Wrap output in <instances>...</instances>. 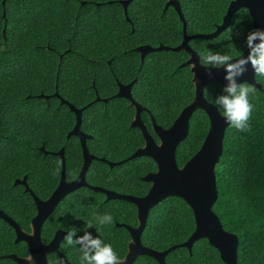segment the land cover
<instances>
[{
  "label": "trees",
  "instance_id": "obj_1",
  "mask_svg": "<svg viewBox=\"0 0 264 264\" xmlns=\"http://www.w3.org/2000/svg\"><path fill=\"white\" fill-rule=\"evenodd\" d=\"M120 1L0 0V209L27 232L36 208L31 195L24 186L15 185V180L26 176L29 189L45 199L60 179L61 159L55 152L64 149L69 181L78 176L83 165L79 139L67 136L76 116L53 96L55 92L75 108H84L80 128L91 136L86 141L87 150L110 162L124 160L143 145L140 130L130 126L134 108L128 100L115 97L118 82L127 84L136 79L131 94L149 111H142L141 119L155 139L149 115L167 128L193 99L192 74L189 67L182 66L188 59L185 51L151 52L141 61L135 50L144 44L174 47L181 42L182 23L175 9L165 8L166 0H132L126 10L127 21ZM177 1L186 33L192 36L214 31L231 0ZM230 24L240 30L232 41L237 49L242 48L244 32L253 27L247 10L235 12ZM228 29L215 38L189 40L202 63L208 49L225 53L233 50ZM255 80L264 88V76L255 74ZM247 85L252 89L250 126L246 131L228 126L225 131L215 167L218 196L212 210L222 228L237 236V263L264 264V91ZM219 90V83H209L204 97L209 101L207 97ZM97 97L101 100L96 101ZM208 127L205 112L195 110L187 137L176 148L179 167L199 150ZM155 170V162L147 156L113 167L94 159L86 182L143 196L150 183L141 178ZM105 212L111 213L113 223L100 226L96 234L123 258L130 234L116 224L136 226V207L123 200H106L104 194L86 187L69 193L57 205L41 228V240L47 244L57 230L79 228L88 220L93 221V227L87 230L94 232L95 216ZM193 230L189 206L169 196L150 210L141 242L163 251L186 241ZM14 240L13 228L0 218V256H27L26 244ZM59 251L72 264H79V254L63 240ZM47 260L56 264L58 258L50 254ZM165 262L225 264L206 239L194 242L191 254L177 247L166 255ZM0 264L15 262L0 257ZM133 264L158 263L149 256H139Z\"/></svg>",
  "mask_w": 264,
  "mask_h": 264
},
{
  "label": "water",
  "instance_id": "obj_2",
  "mask_svg": "<svg viewBox=\"0 0 264 264\" xmlns=\"http://www.w3.org/2000/svg\"><path fill=\"white\" fill-rule=\"evenodd\" d=\"M131 1H120L127 21L129 19L126 8ZM169 6L176 10L182 22L183 38L180 44L175 47L163 46L161 44L152 47L144 44L137 46L135 50L139 53L141 61L151 52L161 50L173 52L185 51L188 54V59L182 66L189 67L192 74V84L194 87L192 101L181 110L178 117L168 128L158 125L152 115H149L152 131L157 137V140H155L141 120V112L149 111L137 103L130 93V89L135 80H132L126 85L118 83V92L115 97L128 100L134 108L135 114L130 126L140 130L143 137V145L124 160L110 162L104 158H96L87 150L86 141L91 136L84 133L80 128L81 114L84 108H75L55 92L53 96L59 98L62 104H66L76 116V123L67 136H75L79 139L82 149L83 165L78 176L74 180L69 181L65 173L64 149L60 148L55 152L54 155L61 159L60 179L52 193L43 200L35 196L29 189L26 183V176L22 179L15 180V185L24 186L25 191L31 195L36 208V214L31 219L30 231L27 232L20 227L17 221L0 209V218L14 230V242H24L28 250L27 256H18L11 253L2 255L0 256L1 258H8L15 262V264H49L47 260L48 255L55 254L58 257L57 264H61V261H63V264H71L59 251V245L63 240L62 235L65 231L57 230L52 239L47 244H44L41 240V228L48 216L66 195L79 188L86 187L104 194L106 200H123L132 203L137 209L136 226L116 224L119 227L126 228L130 234L127 251L117 264H133L140 255L149 256L156 260L158 264H166L165 256L170 251L177 247H183L191 254L192 245L199 239H206L209 245L219 252L220 258L225 264H238L237 236L222 228L220 220L212 210L218 196L215 167L219 162L223 150L225 131L229 125L224 120L219 109L206 100L204 97V88L213 82L221 85L224 82L221 78L222 70L206 67L200 62L199 55L188 44L191 38L200 37V35H187L186 22L177 0H166L165 8ZM240 8H246L248 10L253 27L264 28V0H233L226 10L222 23L217 26L214 32L204 36L214 38L220 34L229 26L232 15ZM255 74L251 68H247L237 80L249 84L260 91H264L262 85L256 82ZM39 97L48 98L47 95L43 94H40ZM98 100H100L99 97L96 98V101ZM103 101L106 102V99H103ZM197 109L202 110L208 116L209 127L199 150L179 167L175 157L176 148L187 137L189 120L193 112ZM41 150L44 154L47 153L43 148ZM141 156L151 158L156 165L155 171L149 172L141 178L144 182L150 183L147 193L143 196L118 193L102 187L91 186L86 182L87 170L94 159H99L100 161L106 162L110 167H113ZM169 196L180 198L189 206L194 218V230L183 243L173 245L163 251H156L142 244L141 235L146 226L150 210Z\"/></svg>",
  "mask_w": 264,
  "mask_h": 264
},
{
  "label": "clouds",
  "instance_id": "obj_3",
  "mask_svg": "<svg viewBox=\"0 0 264 264\" xmlns=\"http://www.w3.org/2000/svg\"><path fill=\"white\" fill-rule=\"evenodd\" d=\"M240 30L230 24L228 39L232 45V51H213L208 49L203 56V63L209 68L222 70V80L219 92L208 96L207 99L216 106L224 120L230 127L240 131L249 128V117L253 105L249 100L252 89L245 83L237 80L247 68L264 76V28L251 27L243 34V47L237 49L232 41L233 35L238 36ZM113 217L105 212L95 216L97 227L94 232L87 229L93 227V221L88 220L83 226L69 227L62 235L66 245L73 247L79 254V264H117L121 257L117 255L111 243L102 239L96 232L100 226L111 225ZM80 234L77 235L76 233ZM63 264V261H61Z\"/></svg>",
  "mask_w": 264,
  "mask_h": 264
},
{
  "label": "flooded vegetation",
  "instance_id": "obj_4",
  "mask_svg": "<svg viewBox=\"0 0 264 264\" xmlns=\"http://www.w3.org/2000/svg\"><path fill=\"white\" fill-rule=\"evenodd\" d=\"M231 1H233V0H231ZM230 1V2H231ZM230 2H229V4H230ZM165 4H166V2H165ZM229 4H228V6H229ZM228 6H227V8H228ZM227 8H226V10H227ZM240 9H242V8H240ZM243 9H246V8H243ZM126 10H127V8H126ZM247 10V9H246ZM176 11V10H175ZM238 11V10H237ZM236 11V12H237ZM123 12H124V10H123ZM247 12H248V10H247ZM127 13V12H126ZM182 13V12H181ZM226 13V12H225ZM249 13V12H248ZM178 14V13H177ZM183 15V14H182ZM225 15V14H224ZM234 15V14H233ZM232 15V16H233ZM249 16H250V14H249ZM184 17V16H183ZM224 17V16H223ZM223 17H222V19H223ZM232 18V17H231ZM251 18V17H250ZM180 19V18H179ZM185 19V18H184ZM181 21V20H180ZM231 21V20H230ZM186 22V21H185ZM251 22H252V20H251ZM182 23V22H181ZM221 23H222V20H221ZM220 23V24H221ZM220 24H218L217 26H219ZM217 26L215 27V29H214V31L216 30V28H217ZM214 31H212V32H214ZM212 32H210V33H212ZM183 33V32H182ZM210 33H206V34H196V35H200V37H204L205 38V36L204 35H207V34H210ZM188 35V34H187ZM202 35V36H201ZM219 35V34H218ZM188 36H191V35H188ZM192 36H195V35H192ZM200 37H198V38H200ZM183 38V37H182ZM207 38H209V37H207ZM215 38V37H214ZM181 41H182V39H181ZM180 44V43H179ZM178 44V45H179ZM162 45V44H161ZM177 46V45H176ZM175 47V46H174ZM192 49V48H191ZM194 51V50H193ZM197 53V52H196ZM198 54V53H197ZM199 55V54H198ZM200 62H201V60H200ZM202 63V62H201ZM203 64V63H202ZM133 80H135L136 81V79H133ZM118 83H120V82H118ZM118 83H117V86H118ZM130 83V82H129ZM135 83V82H134ZM120 84H122V85H126V84H123V83H120ZM128 84V83H127ZM131 89H132V87H131ZM131 89H130V93H131ZM117 92H118V90H117ZM116 92V93H117ZM116 95V94H115ZM132 95V94H131ZM48 96V95H47ZM49 97V96H48ZM57 98V97H56ZM62 98V97H61ZM59 99V98H58ZM63 99V98H62ZM65 100V99H64ZM96 100V99H95ZM101 100V99H100ZM103 100V99H102ZM107 100V99H106ZM60 101V100H59ZM61 103V102H60ZM69 103V102H68ZM153 117V116H152ZM142 120V119H141ZM144 123V122H143ZM150 123H151V121H150ZM146 126V125H145ZM171 126V125H170ZM168 128V127H167ZM151 130H152V128H151ZM149 131V130H148ZM153 132V131H152ZM155 135V134H154ZM156 136V135H155ZM153 137V136H152ZM154 138V137H153ZM155 139V138H154ZM156 139H157V137H156ZM155 139V140H156ZM59 182V181H58ZM35 195V194H34ZM36 196V195H35ZM38 197V196H37ZM39 198V197H38ZM39 199H41V198H39ZM43 200V199H42ZM145 246V245H144ZM193 246V245H192ZM147 247V246H146ZM192 249V248H191ZM62 253V252H61ZM63 254V253H62ZM50 255V254H49ZM64 255V254H63ZM65 256V255H64ZM140 256H146V255H140ZM66 257V256H65ZM166 257V256H165ZM58 258V257H57ZM138 258V257H137ZM67 259V258H66ZM68 260V259H67ZM69 261V260H68ZM156 261V260H155ZM57 262H58V260H57ZM70 262V261H69ZM157 262V261H156ZM71 263V262H70ZM158 263V262H157ZM166 263V262H165ZM57 264V263H56ZM72 264V263H71Z\"/></svg>",
  "mask_w": 264,
  "mask_h": 264
}]
</instances>
